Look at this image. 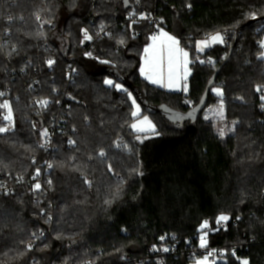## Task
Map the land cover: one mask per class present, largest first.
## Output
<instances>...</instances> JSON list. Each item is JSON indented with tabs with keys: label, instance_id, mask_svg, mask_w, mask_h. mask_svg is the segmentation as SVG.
<instances>
[{
	"label": "trees",
	"instance_id": "16d2710c",
	"mask_svg": "<svg viewBox=\"0 0 264 264\" xmlns=\"http://www.w3.org/2000/svg\"><path fill=\"white\" fill-rule=\"evenodd\" d=\"M134 4L124 10L121 0H0V88L9 85L17 95L12 101L14 131L0 133L2 174L30 175L44 158L35 127L39 119L30 107L24 78L12 81L8 61L17 70L33 62L27 70L29 75L37 70L41 95L55 102L58 89L74 98L69 101L68 132L52 174L56 206L52 235L26 250L33 234L46 227L40 207L25 191L1 197L0 264H117L125 254L144 256L164 236L198 244L205 221L213 229L206 235L208 246L225 249L220 264H241L244 259L264 264V110L256 91L264 84V59L259 58L262 49L257 45L264 0H141ZM132 11L154 16L159 24L142 21L133 26V35L127 21ZM252 12L262 21L245 18ZM104 26V38L84 40L83 30L95 37ZM160 29L190 52L193 62L187 92L161 90L139 74L143 49ZM215 31H227L230 38L204 53V60L211 63H201L196 60L195 43ZM57 33L63 45L56 41ZM1 40L6 42L3 52ZM44 44L52 48V54L40 49ZM232 47V57L214 88L222 89L226 119L239 122L235 132L221 137L214 122L203 118L215 99L214 88L194 121L176 124L162 114L147 112L139 103L187 113L199 104L209 79ZM87 49L92 58L82 57ZM48 56L56 58V67L45 65ZM97 58L117 67L103 65ZM70 64L78 68L73 84H67L62 74ZM108 76L127 87L143 113L156 120L159 135L143 139L144 134L132 132L134 106L125 93L104 83ZM52 110L58 113L55 106ZM249 122L252 126L247 128ZM72 129L77 131L76 146L69 151L64 142ZM241 136L261 147L254 175L250 174L253 162L245 168L235 164ZM128 150L137 161L134 171ZM108 200L112 202L105 203ZM222 214L229 219L225 228L217 230ZM191 262L180 258L175 264Z\"/></svg>",
	"mask_w": 264,
	"mask_h": 264
},
{
	"label": "built area",
	"instance_id": "2783aa9c",
	"mask_svg": "<svg viewBox=\"0 0 264 264\" xmlns=\"http://www.w3.org/2000/svg\"><path fill=\"white\" fill-rule=\"evenodd\" d=\"M127 21L130 23L131 32L133 35H136V30L133 28L134 25L141 23L142 21H147L151 24H159V19L154 16H141L139 14H133L130 17H127ZM135 21V22H134ZM37 23L41 28H44L43 20L37 19ZM259 30L262 31V36L258 41V46L260 47V41H264V22L260 25ZM88 33V32H87ZM106 34V27H101L99 31H97L95 37L88 35L91 39L84 40L88 42H93L97 39H102L105 37ZM6 36L10 35V32H6ZM206 34L203 36V39L206 38ZM230 33L225 31V40H229ZM6 42L1 40V50L3 52L2 46ZM193 43H190L192 46ZM261 48V47H260ZM45 53L52 54L53 50L47 44H44L42 48H40ZM264 51V49H262ZM83 58H92L91 51L87 49L82 54ZM52 60L54 63L51 66L56 67V58L52 56L46 57L44 63L46 66H49L47 61ZM211 61V59H207L205 63H209L207 61ZM97 61H99L97 59ZM27 68L24 67L20 70L15 69L10 62L8 61V65L6 67L8 73L10 74L12 81H16L18 78H24L23 86L26 92L29 94V102L30 107L34 110L36 117L39 119V124L37 123L36 130L40 132L39 136V147L41 144L45 143V138L41 136V132L43 130H47L48 137H47V144L44 148H41V151L44 154V158L39 162V166L37 169L40 170V175L36 176V170L30 175H22V176H12V175H4L0 172V184L5 185L8 190H10V195H4L3 191L0 190V198L1 197H10L14 196L21 191H25L28 196H30L32 202L40 207V217L44 219L46 227L43 229L38 230L33 234V238L27 243L32 244L33 247L31 250L34 249L36 244L43 242L47 237L52 235V227L54 223V215H55V202L52 197V189H53V168H48L47 164H55L57 160V154L59 152L60 146L63 142L64 136L67 135L68 132V118H69V111H70V103L69 101H74V98L66 93H60L58 89L54 91V95L58 97L55 102L53 101L52 97L43 96L40 94L41 92V84L39 78L36 76L37 70H34L32 75L28 74V68L33 67L32 61L26 62ZM63 76L67 84H73L75 79L78 76V68L76 65L70 64L62 71ZM261 86H264L261 85ZM0 92H3L4 95L0 96V103H3L5 100L9 101L12 107V101L17 99V95L12 94V89L8 85L5 88H0ZM259 95L260 100V109L263 111L264 107V100L261 99V96L264 95V92H257ZM61 95V97H60ZM40 100H48L49 103L46 107H41L39 103ZM54 102V103H53ZM58 110V113L55 114L53 112L52 107ZM2 115L4 114V110L1 109ZM6 122L3 121V125ZM13 123H14V116H13ZM14 127L11 131H14ZM77 131L72 129L70 131V135L65 140L66 148L69 151H73L76 146V141L73 135H76ZM74 141L73 144H70L69 141ZM76 156H73V161L76 160ZM34 162H38L37 158L33 159ZM22 178V179H20ZM19 179V182H18ZM51 180V185L48 184V181ZM39 183L41 188L39 190H33V186ZM225 223L221 222L217 224L216 229L225 228ZM213 229L208 226L203 233H210ZM167 248L168 251H164L163 249ZM27 250V249H26ZM215 250V254L208 258V262L210 264H220L223 261L225 256V249L221 247H210L207 246L206 248H201L198 244H195L192 240H180L173 236H164V239L161 238L158 240V243L154 244L149 251L141 257H132L128 254L123 255L117 264H175L177 260L180 258H185L188 261H196L202 256L207 255L209 251ZM29 251V250H28Z\"/></svg>",
	"mask_w": 264,
	"mask_h": 264
},
{
	"label": "snow or ice",
	"instance_id": "6c2138e0",
	"mask_svg": "<svg viewBox=\"0 0 264 264\" xmlns=\"http://www.w3.org/2000/svg\"><path fill=\"white\" fill-rule=\"evenodd\" d=\"M188 7H191L189 4ZM246 19H257V14L255 12L245 14ZM11 17H9V21H11ZM39 20L40 17L37 16ZM135 22V21H134ZM40 35H43L41 33ZM85 39H91L88 35L87 31L84 32ZM152 44L144 49L145 57H144V65L141 67L140 71L141 74L145 76V79L149 80L152 84H158L161 87L167 88H177L179 89L181 82H183V90L187 91V78L190 74V70L188 65L190 63L188 59V52L184 51V49L179 47V40L176 37L169 35L166 32L161 31L158 35H153L151 38ZM225 43V32L217 31L215 33L208 34L205 39L196 41V49L198 52H203L206 48H209L216 44H224ZM261 49H264V41H260ZM260 59H264V51H261L259 54ZM201 63H205V61H200ZM211 63V61H207ZM48 65L54 63L52 60L47 61ZM102 63H107V61H102ZM105 84L115 87L118 90L127 92V89H123L121 85L115 84L111 80H105ZM213 91L217 96L222 97L223 92L220 88H214ZM257 92H264V86H257ZM4 93L0 92V96H3ZM129 98H132V94L128 93ZM261 99L264 100V95L261 96ZM37 103L40 104L41 107H46L49 103L48 100H40ZM132 104L134 106V110L132 111V117L136 118L135 122L130 125V127L137 133H144V134H151L152 136L159 135V132L156 129V125L152 123L151 120L147 116L140 118V106L136 104L135 99H132ZM264 107V105H262ZM0 109L4 110V114L2 115V120L6 122L3 126H0V133H8L14 127L13 123V110L9 101L5 100L3 103H0ZM216 115L219 119H224V111H223V103L219 105V109L216 111ZM218 133L221 137L225 135V130L223 128L218 129ZM41 136L45 138V143L41 144L40 147L44 148L47 144L48 140V132L47 130H43L41 132ZM149 138L148 135H144L143 139ZM137 140L142 141L140 135H137ZM70 144H73L74 141H69ZM104 152H100V156H104ZM48 168H53L54 165L51 163L47 164ZM40 175V170H36V176ZM22 179V178H20ZM19 182V179H18ZM85 182L91 185V182L85 178ZM51 180L48 181V184L51 185ZM41 185L36 183L33 186V190H39ZM0 190L3 191L4 195H10V190L7 189L5 185L0 184ZM116 196L119 195V188L117 189ZM112 201L108 200L105 203L110 204ZM229 219L226 215H220L217 218V224L221 222H225ZM208 222L205 221L201 225V230L208 228ZM207 233H203L200 237V247L206 248L207 247V240H206ZM164 237H161L163 240ZM27 250H31L33 245L27 244ZM164 251H168L167 248L163 249ZM215 254V250L209 251L207 255L203 257V259H199L196 261V264H208V258ZM235 253L233 252V255ZM241 264H249L247 259L241 260Z\"/></svg>",
	"mask_w": 264,
	"mask_h": 264
},
{
	"label": "rangeland",
	"instance_id": "374dc122",
	"mask_svg": "<svg viewBox=\"0 0 264 264\" xmlns=\"http://www.w3.org/2000/svg\"><path fill=\"white\" fill-rule=\"evenodd\" d=\"M133 14H139V15H141V16H145V15H147L146 13H144V12H142V13H140V12H137V11H132L130 14H129V16L128 17H130L131 15H133ZM37 19V18H36ZM87 31V30H86ZM84 32H85V30H83V34H84ZM215 32H217V31H215ZM215 32H213V33H215ZM225 32V31H224ZM206 35H208V34H206ZM55 38H56V41H58L59 43H60V45H63L62 44V40H61V38L60 37H58V33H57V35L55 36ZM199 40H203V37L202 38H200ZM198 40V41H199ZM196 44V43H195ZM216 45H221V44H216ZM216 45H213V46H211V47H209V48H206L203 52H198L197 51V49H196V45H195V51H197V54H199V57H198V55H197V57H196V60H198V59H201V61H206V60H204V58L205 57H202L203 55H204V53L207 51V50H209V49H211L212 47H214V46H216ZM99 61H97V62H99V63H101V64H103V65H107V66H110V67H112V68H116L117 66L116 65H114V64H112L110 61H108V60H102V59H100V58H97ZM102 61H107V63H102ZM123 76H125L124 74H122ZM111 80V81H113L115 84H119V85H121L122 86V88L123 89H127V92H125V91H121V90H118V89H116L117 91H119V92H123V93H125L127 96H128V93L130 92L129 91V89L127 88V87H125L123 84H121V83H117L116 81H115V79L114 78H112V77H105L104 78V81L105 80ZM107 85V84H106ZM107 86H109V85H107ZM115 88V87H114ZM218 88V87H217ZM213 92V94H214V96H215V99H213L212 100V104L211 105H208L207 106V108L205 109V111L203 112V118L205 119V120H210V121H212V122H214V124L216 125V127H217V130L218 129H220V128H223L224 130H225V135L224 136H226L227 134H229V133H232V132H235V130H236V128H237V125L239 124V122L238 121H228L227 119H226V113H225V105H224V102L222 101V97H220V96H217L216 94H215V92L214 91H212ZM131 93V92H130ZM128 98H129V96H128ZM130 99V101L132 102V99H134L133 98V95H132V98H129ZM221 102L223 103V111H224V119L223 120H221V119H219V117L216 115V111L219 109V105L221 104ZM136 104H138L137 102H136ZM139 105V104H138ZM140 106V105H139ZM144 116H147L148 118H149V120H151L152 121V123L153 124H155L156 125V129H157V131L159 132V127H158V124H157V122H156V120L154 119V118H152V117H150V116H148V115H146V114H144L143 113V110H142V107L140 106V118H143ZM135 120H136V118H134L133 117V121H132V123H134L135 122ZM172 122L173 123H182V121L179 119V118H172ZM131 123V124H132ZM130 124V125H131ZM252 126V123L251 122H249V123H247V125H246V127L247 128H249V127H251ZM130 129L132 130V132L133 133H135V134H144V133H137V132H135L131 127H130ZM144 135H151V134H144ZM223 136V137H224ZM250 137H248L247 136V138H243L242 136L240 137V141H238V150L236 151V155H235V164L236 165H238V167H241V166H243V168H245L246 166H248L251 162H253V164H255V165H253L252 167H250V174H253L254 175V169L258 166V164H259V162H261V160H260V151H261V147H260V145L258 144V143H255V142H253L251 139H249ZM127 153H128V160L129 161H131V170H135L136 168H137V161H136V158H135V156H134V152H132L131 150H128L127 151ZM242 157H244V158H242ZM240 158H242V159H240ZM246 170L244 169V172H245ZM256 172H258L257 170H255V173ZM226 222V221H225ZM225 222H223V223H225ZM205 229H203V230H201V228H200V230H199V232H200V234H199V246H200V237H201V235L203 234V231H204ZM206 240H207V238H206ZM207 246H208V241H207ZM203 257L204 256H202V257H200L199 259H203ZM199 259H197V260H199ZM196 260V261H197ZM196 261H194V262H191L190 264H196ZM208 264H210L209 262H208Z\"/></svg>",
	"mask_w": 264,
	"mask_h": 264
},
{
	"label": "water",
	"instance_id": "95a60500",
	"mask_svg": "<svg viewBox=\"0 0 264 264\" xmlns=\"http://www.w3.org/2000/svg\"><path fill=\"white\" fill-rule=\"evenodd\" d=\"M135 3H140L141 0H121L122 6L124 10H128V9H132L135 6ZM262 19H257L254 22L258 23L261 22ZM238 39L235 38V42L234 45L237 44ZM233 49L234 47H232L229 50L228 56L226 58V60L224 61V63L222 65H220L217 70L215 71V73L211 76V78L209 79L206 89L201 97V100L199 102V104L197 106H195L194 108H192L191 110H189L187 113H181L178 111H174L171 109H168L166 107H153L151 105H149L146 102H141L139 100V103L142 105V107L149 113L151 114H162L164 116H166L169 120L172 121V118H179L182 122L183 121H187V120H192L194 121L195 119L198 118V116L202 113V111L205 109L207 103H208V97H209V93L210 91L215 87L216 85V80L217 77L219 76L220 72L222 71L224 65L230 61L231 57H232V53H233Z\"/></svg>",
	"mask_w": 264,
	"mask_h": 264
},
{
	"label": "crops",
	"instance_id": "0c3cea01",
	"mask_svg": "<svg viewBox=\"0 0 264 264\" xmlns=\"http://www.w3.org/2000/svg\"><path fill=\"white\" fill-rule=\"evenodd\" d=\"M161 31L168 33L166 30H164V29H160L155 35H158ZM168 34L171 35V36H173V35L170 34V33H168ZM174 37H175V36H174ZM176 39H177V38H176ZM177 40H178V39H177ZM150 44H152V40H151V39H150L149 43L144 47V49H145L146 47H148ZM195 45H196V44H195ZM179 47L182 48V49H184V51L188 52V54H189L188 59H189L190 63H189V65H188V68H189V70H190V74L188 75V78H187V81H186V83H187V82L189 81L191 75H192L191 64H192L193 61H192V58H191L190 52H189L187 49H185L180 43H179ZM144 49H143V52H142V55H141V59H140V67H139V74H140L141 78H142L143 80H145L147 83H149L150 85H152V86H154V87H156V88H159V89H161V90H164V91L177 92V93H179V92H187V91H184V90H183V82H181V85H180L179 89H177V88L161 87V86H159L158 84H152L149 80L145 79V76L142 75V74H141V71H140L141 67L144 65V57H145ZM196 52H197V51H196ZM196 57H197V56H196ZM187 88H188V87H187Z\"/></svg>",
	"mask_w": 264,
	"mask_h": 264
}]
</instances>
